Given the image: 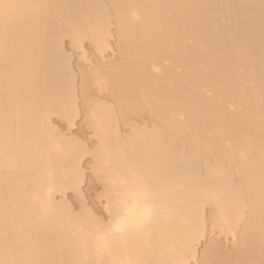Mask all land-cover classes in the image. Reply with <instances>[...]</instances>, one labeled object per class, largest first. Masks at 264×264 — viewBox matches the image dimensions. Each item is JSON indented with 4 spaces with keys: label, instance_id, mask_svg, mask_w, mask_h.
Listing matches in <instances>:
<instances>
[{
    "label": "bare ground",
    "instance_id": "obj_1",
    "mask_svg": "<svg viewBox=\"0 0 264 264\" xmlns=\"http://www.w3.org/2000/svg\"><path fill=\"white\" fill-rule=\"evenodd\" d=\"M78 98L91 148L51 122L70 130ZM83 156L104 188L145 189L146 216L112 233ZM207 226L264 264V0H0V264H187ZM213 251L200 264L232 261Z\"/></svg>",
    "mask_w": 264,
    "mask_h": 264
},
{
    "label": "rangeland",
    "instance_id": "obj_2",
    "mask_svg": "<svg viewBox=\"0 0 264 264\" xmlns=\"http://www.w3.org/2000/svg\"><path fill=\"white\" fill-rule=\"evenodd\" d=\"M111 31H113V27L111 28ZM109 43L112 46L111 47V50L114 51L116 49L115 39H113V38H111V40L109 39ZM71 45L72 44L68 41V39H65L63 41V48H64L66 54L68 53L67 55L70 56V63H71V67H72L71 69L74 72V74L76 75L75 77L77 78V79L75 78L76 79L75 80L76 81L75 84H76V87H77L78 86L77 84H79V81H78L79 74L78 73H79L80 70L87 69L88 63H86L85 61L82 60V58H81V56H82L81 50L80 49H76V48H74ZM83 50L85 51V54L87 53L86 54V58L88 60L92 61V63L95 62V61H97V60L98 61L99 60L100 61L102 60L101 58H99L96 55L97 53H95V51L92 49V46L89 44L88 41L87 42L86 41L83 42ZM116 51H114L115 53L113 52L112 54H111L110 51L104 53V55H103L104 62H108L109 61V62L113 63L116 60L118 61L119 55H118V53H116ZM107 58H109V59H107ZM83 68H85V69H83ZM97 95H98L97 92L96 93L94 92V96L96 97ZM76 103L78 104L79 108L77 106L78 115L73 120L74 122H72L73 123L72 126H74V127L71 126V128L69 130V128H67L68 125L66 124V122H64L65 120H62L60 118L58 119L57 117H52L51 118V122H52V125L54 127H56V129L58 128V131L60 130V132L64 133V135L66 137H71V136H73L75 138L77 137V139L78 140H81L82 143L84 141L85 145L88 148H91L92 145L95 143V139L93 138V132H92L93 130H90L89 127L87 128V126L86 127L84 126L85 125V123H84L85 122L84 121L85 119H84V116H82L83 115V112H81L82 111L81 108H82L83 102H81V100L78 98ZM134 117L135 116H130L129 119L132 122H137V120L139 118L137 119V117L136 118H134ZM134 119H135V121H134ZM143 119H141V120H143ZM147 119L148 118H146L145 121L148 122ZM137 123H140V119L138 120ZM124 127L125 126H120V129L122 128L120 130L122 132V134H125L128 131L127 127H125V128ZM81 160H82L81 161V163H82L81 166L83 167L84 176H83V182L81 183L82 186H80L79 190H80V194L82 195V199H84L83 200L84 201L83 204L86 203V206L87 207L89 206V208L92 209V211L94 212V214L97 217L100 218V213L103 210V205L104 204L101 203V200L99 198V192L104 188L103 187L104 186L103 185L104 182L102 183L101 180H100L101 181L100 182L99 181V178L95 177V175L93 174V172L91 170V158L90 157L83 156V158ZM55 198H56V200L59 201V200L62 199V196L56 195ZM79 198L82 201L81 196H79ZM65 199H66V201L68 203L71 204L72 208L75 209V211L79 210V207H78L79 201H78V199L75 198L74 193H72V192H66ZM208 210H209V208H206L205 209V213L206 214L208 213ZM207 228H209V229L206 230L203 238H200L201 240L198 242V244H196L197 245L195 247L196 250H197V256H196L197 258H196V260L195 261H191L190 260V261L187 262V264H200V262H199L200 259L199 258L201 256L202 252L205 251L206 246L207 247H211V249H213V250H216V251H213L214 252L213 254H215L214 255L215 256V259H218L220 261H222V259L223 260L226 259L227 256L230 255L229 256V259H231L232 261H230L229 264H231V262L233 264L234 263L233 262V259H234V255L236 253V250L233 249L234 248V246H233L234 245L233 244L234 243V240L232 239V237L229 236V235L228 236H225V237L223 235L222 236L216 235L218 233L217 232H211L210 231V226H207ZM236 235H238V232L237 231L235 232V236ZM213 240H214V242H213ZM212 243H213V245L215 244V246H216L215 248L212 247L213 246ZM231 243L233 245H231ZM231 255L233 256L232 257L233 259L230 258ZM218 256H221V257H218ZM220 258H222V259H220ZM227 260H228V258H227ZM228 261L226 262L227 264H228Z\"/></svg>",
    "mask_w": 264,
    "mask_h": 264
},
{
    "label": "snow or ice",
    "instance_id": "obj_3",
    "mask_svg": "<svg viewBox=\"0 0 264 264\" xmlns=\"http://www.w3.org/2000/svg\"><path fill=\"white\" fill-rule=\"evenodd\" d=\"M4 7H9L5 5ZM147 199V191L139 184L124 182L119 188H104L99 192L104 208L100 213L101 222H106L112 233H121L134 218L147 214L141 196ZM106 202V203H105Z\"/></svg>",
    "mask_w": 264,
    "mask_h": 264
}]
</instances>
